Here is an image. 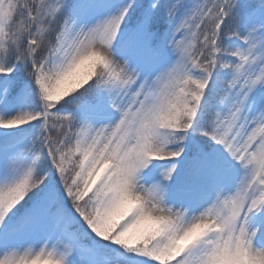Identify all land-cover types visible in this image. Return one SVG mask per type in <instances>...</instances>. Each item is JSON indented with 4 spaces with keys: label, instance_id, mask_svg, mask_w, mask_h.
Segmentation results:
<instances>
[{
    "label": "snow or ice",
    "instance_id": "6c2138e0",
    "mask_svg": "<svg viewBox=\"0 0 264 264\" xmlns=\"http://www.w3.org/2000/svg\"><path fill=\"white\" fill-rule=\"evenodd\" d=\"M0 264H264V0H0Z\"/></svg>",
    "mask_w": 264,
    "mask_h": 264
}]
</instances>
